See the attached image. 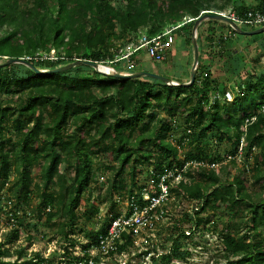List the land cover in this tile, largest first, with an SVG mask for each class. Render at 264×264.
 I'll list each match as a JSON object with an SVG mask.
<instances>
[{"label":"trees","instance_id":"trees-1","mask_svg":"<svg viewBox=\"0 0 264 264\" xmlns=\"http://www.w3.org/2000/svg\"><path fill=\"white\" fill-rule=\"evenodd\" d=\"M161 1L167 2L170 8L168 13L159 7ZM256 1L257 4L250 10L236 7L237 0H228V3L232 5L231 10L244 17L248 12L264 10V0ZM126 2V10L121 11L115 8L113 0H25L24 5L21 0H0V30L10 29L7 34L0 36V59L30 58L29 62L38 68L35 60L54 50L57 59H43L41 70L55 69L76 59L107 63L115 60L120 49L112 42L123 39L127 32L134 35L127 43L137 42L140 32L155 36L171 25L184 23L185 20L179 21L181 18H197L202 12L211 10L204 0ZM90 14H96L98 20L88 28ZM194 22L186 23L180 29L187 26L190 29ZM117 23L124 28L119 35L116 33ZM211 33L209 30L208 35L211 36ZM220 40L221 43L226 41L223 37ZM16 66L25 68V77L0 66V95L27 92V98L17 108L0 107V136L6 129L4 123L12 118L18 135V140L10 150L5 149L6 145L0 139V179H7L9 170L14 168L17 180L10 189L17 191L19 203L28 202L32 185L31 171L35 164H39L41 157L39 148L34 145L45 136L50 142L46 147L48 156L41 165L43 189L38 191L45 208L60 209L64 220L60 224L61 234H67V229L77 224L76 211L83 195L97 177L91 158L95 153L94 147L111 153L113 161L118 164L110 168L115 171V179L110 184L113 201L115 195H120L127 188L122 177L127 165H131V182L135 186V171L141 163H152V176L157 184L169 171L176 170L178 173V169L182 170L194 160L205 164L221 163L219 157L212 159L201 154L200 143L212 129L224 132L233 140L237 153L242 139L244 155H252L256 147L262 148L264 152V112L261 111L264 107V71L256 78L258 74L249 71L248 66L244 76L246 83L238 85L239 91L233 102L222 103L221 106L218 102L211 104L210 94H224L226 90H210V84L204 82L202 75V79L196 78L191 86H173L148 77L119 79L105 76L89 66H78L54 74H37L28 67ZM83 69L91 73L82 75L78 72ZM115 69L119 72L122 70ZM206 104H211L208 109ZM161 111L171 117V122L159 119ZM149 112L151 116L147 115ZM177 114L183 115L186 122L188 133L184 142L197 152L195 156L191 152L186 160L179 159L178 149L172 142L166 141L167 134L173 130L172 123L177 122ZM70 120L75 121L76 127L71 133L65 134V127ZM232 129H235L234 134H231ZM137 134L139 141L136 140ZM150 146L161 153L160 162H153L147 149ZM64 159L66 167L64 173H60L58 167ZM260 166L256 164V171H259ZM205 167L197 166V171L202 177L209 178L213 169ZM188 176L194 179L191 174ZM255 179L260 183L264 180V174L259 171ZM167 183L170 184V180ZM4 186L5 182L0 183V191ZM53 186L55 190L51 189ZM159 193L158 188L155 195ZM174 193L178 198L195 200L200 205L194 207L192 215L186 213V217L194 223V229L204 223V218L199 216L201 212L220 207L234 211L238 221L232 227L233 232L223 234L221 238L225 259L228 264H264V199L252 201L239 179L233 183L219 180L208 187L201 183L181 181L178 188H170L167 200L153 209L148 227H152L156 221L153 213L159 215L163 212L166 202ZM132 196L135 197V194L130 192V198ZM137 201L141 206L147 205L142 195ZM242 210L246 221H242L245 217L241 216ZM48 216L50 220L54 216L52 209ZM118 216L116 214L114 218ZM108 226H102L96 233L97 247L100 238L107 234ZM173 231L177 232V236L173 238L170 248L161 255L162 264L186 259L181 242L185 232L176 228ZM242 232L247 233L246 237L241 235ZM13 234L17 237L18 231ZM135 243L134 237L123 233L117 241V251L135 247ZM3 247L4 244L0 242V264H17L3 260ZM89 247L85 246L81 257L73 256L67 248L65 257L70 260L68 264H97L89 254ZM43 261L37 255L30 263L41 264ZM152 261V264L158 262L156 258H152Z\"/></svg>","mask_w":264,"mask_h":264},{"label":"rangeland","instance_id":"rangeland-1","mask_svg":"<svg viewBox=\"0 0 264 264\" xmlns=\"http://www.w3.org/2000/svg\"><path fill=\"white\" fill-rule=\"evenodd\" d=\"M237 1L235 6L239 9L246 8V10H250L257 4L256 0ZM24 2L25 0H21V4L24 5ZM204 2L208 6L207 8H211L212 11H233L231 10L232 5L228 3V0H204ZM113 5L121 11L127 8L126 0H113ZM159 7L166 13L170 11L167 2L161 1ZM186 19L188 18H181L179 21L182 22ZM97 20L96 14H90L87 22L88 28ZM225 24L219 20L206 19L199 26L197 36L200 38L201 51L196 78L199 77L202 79L201 77L203 76L204 82L210 84V90L216 88L222 92L229 88L233 89L236 95L239 91L238 85L246 83L244 76L247 74L246 69L248 66L249 71L258 74L256 78H259L264 71V33L255 35V37L238 35L242 38L237 43L240 45L239 51L233 54H225V47L220 40L221 35L226 33L230 34ZM239 26L243 30L258 28L250 25ZM123 29L120 24H116L117 35L123 32ZM209 30L213 32L210 37L208 35ZM9 31L10 29L3 28L0 30V36L7 34ZM188 31H192V28L189 29V26L175 32L176 44L173 47L174 49L168 54L166 60L161 63L149 59L145 51L140 50L135 55V58H133L136 68L135 71H147L165 76L169 79L181 80H175L178 83L188 82L193 64L191 32H189V35ZM133 36L127 32L123 39L114 40L112 43L115 46H119V48H124L130 44L127 41L133 39ZM228 48L231 52L236 50L234 44H230ZM49 55L51 59H57V52L54 50ZM5 61L6 58L0 59V63ZM35 62L38 68H43L41 63L42 59H36ZM16 65L21 64L4 66V68L8 71L11 70L10 72L15 73L17 76L25 77V68ZM125 65V63H119V65L109 64L108 66L114 69L122 68L120 72L127 73L124 70ZM78 72L82 75L91 73L87 69ZM205 73L208 75L204 76ZM197 85L199 87L201 86L199 82ZM210 96L213 97L211 94ZM26 98L27 92L0 95V107L8 106L12 109L17 108L21 101ZM211 100V104H214L215 101L213 99ZM218 103H221L222 106V102ZM210 105L206 104V109ZM261 111L264 112V107ZM151 114L149 112L147 115L151 116ZM176 118L177 122L175 124L172 123L174 127L167 134L166 141L172 142L178 149L179 159L186 160L189 158L191 152L194 156L197 152L193 150V146L184 142V138L188 133L186 132L184 116L177 114ZM159 119H163L168 123L171 122V117L167 116L166 112L161 111ZM13 121L12 118L4 123L6 129L0 136L1 142L6 145V150L13 148L15 142L18 140L17 131L13 127ZM75 127V121L70 120L65 127V134L71 133ZM234 133L235 129H232L231 134ZM138 137L139 135L137 134L136 140L139 141ZM49 142L45 136H42L34 145L39 148L41 157L39 158V164H35L31 171L32 185L28 202L19 203L16 198L17 191H11L10 189L17 180V173L14 168L9 170V177L7 179L5 177L0 179V183L5 182L4 188L0 191V242L4 244L3 260L5 262L32 264L30 263L31 260L37 255H40L44 259L41 264H68L70 260L68 257H65L67 255V248L70 249L73 256L81 257L85 246H90L89 254L93 260L97 261V264H152V258L158 260L157 264H162L160 261L161 255L170 248L173 238L177 236V232L173 231L176 228L177 230H183L185 232L181 238V242L186 259L174 260L170 264H228L222 251L223 244L221 238L223 234L231 232L233 225L238 221V217H235L234 211L226 207H220L218 209L201 212L199 216L204 218V223L200 228L194 229V223L186 217V213L192 215L194 207L200 205L195 200H186L182 197L178 198L175 193L166 202L163 210L164 213L161 212L159 215H154L153 213V216L156 218L153 226L148 227L147 225L140 230V236L136 238L135 247H130L120 252L115 251L106 255L99 252L95 242L96 233L102 226H108L114 218V215H122L129 211L130 192L135 194V198L138 200L141 195L144 196L147 192L156 194L158 185L152 176V163H141L138 165L135 171V186L131 182V165H127L122 175L127 184V188L122 190L120 195H115L113 201L110 184L115 179V171L110 168L116 162L113 161L111 153H105L103 150H99L98 147H94L95 153L91 156L93 169L97 177L83 195L82 202L76 211L78 216L77 224L69 227L67 234H61L59 232L60 224L64 220L60 209L51 208L54 216L50 220L48 213L51 209H47L49 207L45 208L44 201L39 197L40 191L43 189L41 165L48 156L46 147ZM236 148L235 142L229 139L224 132H216L215 129H212L207 133L206 139L200 143V150L201 154H206L212 159L216 157L221 158L222 162L220 167L213 169V172H210L209 178L202 177L197 171L196 160L193 159L195 161L193 165L192 163H187L182 170L178 169V173L176 170L167 173L170 180L169 192L170 188H178L179 183L183 180L188 181V184L201 183L208 187L210 184H215L219 180L233 183L239 179L252 201L257 202L264 199V180L257 183L255 179L259 171L264 174L263 149L256 147L252 155L249 154L247 156L243 154L241 157L239 153L237 155ZM147 149L153 162L161 161V153L158 149L154 146H150ZM227 155H231L233 158L226 161ZM256 164H261L259 171L255 169ZM65 167L66 161L64 159L58 167L60 173H64ZM188 174H191L194 179H191ZM69 182L72 183L70 177ZM39 189L40 191H38ZM51 189L55 190V186L51 187ZM118 199L120 202H118ZM244 213V210H242V218L245 216L242 221H246V215ZM190 229L191 232L189 231ZM15 231H18L17 237L13 234ZM241 235L246 237L245 235L247 233L242 232ZM262 237H264V231L262 232ZM249 238L252 239L253 235L252 237L249 236ZM90 264L92 263L90 262Z\"/></svg>","mask_w":264,"mask_h":264},{"label":"built area","instance_id":"built-area-1","mask_svg":"<svg viewBox=\"0 0 264 264\" xmlns=\"http://www.w3.org/2000/svg\"><path fill=\"white\" fill-rule=\"evenodd\" d=\"M210 13H215L214 11H206ZM205 12L201 13V16ZM217 14L222 16L228 17L234 20L238 25H250L255 27H263L264 26V10L263 11H256V12H248L244 17L239 16L233 11H218ZM200 17V16H199ZM197 18H188L184 21V23L171 25L167 27L162 33L157 34L155 36H149L146 32H140L137 42H132L128 46L124 48H120L118 51V55L116 56L115 60L102 63V64H119L125 63L124 70L127 73L135 72V62L133 58L135 55L140 51L144 50L145 54L149 57V59L155 62H163L166 60L168 54L173 51V47L176 44V37L175 32L180 30V28L189 22L195 21ZM30 60V58H26ZM37 59H51L50 55H43ZM53 60V59H52ZM55 60V59H54ZM208 74L205 73L204 76ZM235 98L234 90L233 89H226L224 94L216 93L211 99L215 102H222V103H230L233 102ZM212 102V100H211ZM243 147H244V140L242 139L238 153L242 157L243 155ZM237 153V155H238ZM232 156H227V160L232 159ZM193 164V163H192ZM197 166H207L211 169H217L220 167L221 163H209L205 164L204 162H196ZM169 180V175L165 174L161 177L160 182L157 184L158 188L160 189V193L158 195L151 194L147 192L143 199L147 202V205L141 206L138 204L137 199L132 196L129 198V211L125 212V214L119 215L116 218H113L109 226L107 228V234L100 238V243L98 245V251L103 254H110L117 251V241L121 239V235L123 233H127L132 237L139 238L140 230L149 225L151 219V213L153 209L160 206L164 203L170 192H169V184L167 183ZM118 202L120 200L118 199Z\"/></svg>","mask_w":264,"mask_h":264},{"label":"water","instance_id":"water-1","mask_svg":"<svg viewBox=\"0 0 264 264\" xmlns=\"http://www.w3.org/2000/svg\"><path fill=\"white\" fill-rule=\"evenodd\" d=\"M206 19L222 21V22L226 23L227 25H229L232 28V30H234L236 33H239L242 35L252 36V35H259V34L264 33V26L257 28V29H254V30H243L234 20H232L228 17L222 16V15L216 14V13L205 12L202 16H200L198 19L195 20L194 25L192 27L191 44H192V49H193V64H192V68H191L190 80L188 82H185V83H178V82H175L172 79H169L165 76H162V75H159L156 73L147 72V71H136V72H132V73H123L122 72L121 73V72L115 70L114 68L110 67L111 72H106V71H103L100 69V67L103 66L102 63L94 62V61H90V60H82V59H76L71 63L61 65L55 69H50V70L38 69L33 64H31L29 62V60L26 58L6 59L5 62L0 63V66H9V65H13V64H21V65H24V66L34 70L37 74L64 73V72L72 70L78 66H89L100 74H103L105 76H113V77H116L119 79H138V78L148 77V78H153V79L159 80V81L164 82L165 84H168V85L191 86L196 80L198 67H199V59H200V50H199L198 36H197L198 34L197 33H198L199 26Z\"/></svg>","mask_w":264,"mask_h":264},{"label":"crops","instance_id":"crops-1","mask_svg":"<svg viewBox=\"0 0 264 264\" xmlns=\"http://www.w3.org/2000/svg\"><path fill=\"white\" fill-rule=\"evenodd\" d=\"M225 26H226V29H227V31H229V33L231 34V36L229 37V35L230 34H224V35H221L220 37H223V39L224 40H226L224 43H223V45H224V47H225V54H228V52L229 53H236V52H238L239 51V44H237L238 42H240L241 40H242V38H240L238 35H242V34H239V33H233V32H231V31H234V30H232V28H230V26L229 25H227V24H225ZM227 26H229V28L227 27ZM233 35V36H232ZM243 37H255V35H252V36H248V35H242ZM210 37V36H209ZM250 39V38H249ZM243 40H244V38H243ZM199 44V50H200V48H201V44H200V42L198 43ZM230 44H234L235 45V51L234 52H231L230 50H228L229 48V46H230ZM172 80H178V79H172ZM178 81H181V80H178ZM183 81V80H182Z\"/></svg>","mask_w":264,"mask_h":264},{"label":"bare ground","instance_id":"bare-ground-1","mask_svg":"<svg viewBox=\"0 0 264 264\" xmlns=\"http://www.w3.org/2000/svg\"><path fill=\"white\" fill-rule=\"evenodd\" d=\"M214 12L216 13V12H218V11L215 10ZM216 14H217V13H216ZM100 69L103 70V71H106V72H111V68H110V66H108V65H104V64H103V66H101Z\"/></svg>","mask_w":264,"mask_h":264}]
</instances>
